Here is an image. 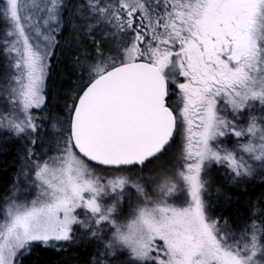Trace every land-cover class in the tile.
Listing matches in <instances>:
<instances>
[{
    "label": "snow or ice",
    "instance_id": "1",
    "mask_svg": "<svg viewBox=\"0 0 264 264\" xmlns=\"http://www.w3.org/2000/svg\"><path fill=\"white\" fill-rule=\"evenodd\" d=\"M0 57V264H264V0H0Z\"/></svg>",
    "mask_w": 264,
    "mask_h": 264
},
{
    "label": "trees",
    "instance_id": "2",
    "mask_svg": "<svg viewBox=\"0 0 264 264\" xmlns=\"http://www.w3.org/2000/svg\"><path fill=\"white\" fill-rule=\"evenodd\" d=\"M64 36H68V32H64ZM62 46H64L63 40L61 41ZM66 48V46H64ZM3 58L0 57V71H2ZM59 69H54L52 79L50 80V84H53L55 88H67L69 87L68 83L61 78L58 74ZM56 102V97H52V104L54 105ZM22 149V142L8 139L6 137L0 136V193L5 190L13 181V178L16 176V171L19 168V160L18 157L20 155ZM215 186V185H214ZM213 186V189H214ZM234 196H239V190L237 189H229ZM250 192L254 191L256 196L260 195L261 189L259 187V182L257 181L255 185L250 187ZM232 215L235 217L237 211L243 213L244 207V198L241 197L239 206L234 202L233 205L230 206ZM86 251L84 249H74L67 253L57 254L54 251L41 250L37 249L30 259L26 261V264H62L65 260H82L86 258Z\"/></svg>",
    "mask_w": 264,
    "mask_h": 264
},
{
    "label": "rangeland",
    "instance_id": "3",
    "mask_svg": "<svg viewBox=\"0 0 264 264\" xmlns=\"http://www.w3.org/2000/svg\"><path fill=\"white\" fill-rule=\"evenodd\" d=\"M214 188H215V186H214Z\"/></svg>",
    "mask_w": 264,
    "mask_h": 264
}]
</instances>
